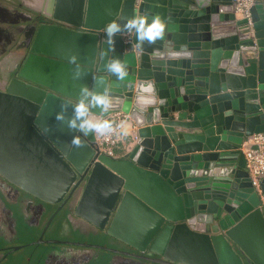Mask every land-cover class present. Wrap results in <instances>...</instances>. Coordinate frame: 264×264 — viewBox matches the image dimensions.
<instances>
[{"label": "water", "instance_id": "1", "mask_svg": "<svg viewBox=\"0 0 264 264\" xmlns=\"http://www.w3.org/2000/svg\"><path fill=\"white\" fill-rule=\"evenodd\" d=\"M254 1L251 29L232 0H44L30 15L12 10L27 23L9 21L0 175L47 203L76 189L78 219L161 264H264V211L241 149L264 127V0ZM142 14L166 21L162 38L131 33L125 43L122 31L109 43L108 22ZM113 59L125 63L124 79L106 70ZM84 87L110 101L89 119L129 114L135 140L121 156L98 152L93 133L71 143L80 134L67 119ZM260 187L264 196V175Z\"/></svg>", "mask_w": 264, "mask_h": 264}, {"label": "flooded vegetation", "instance_id": "2", "mask_svg": "<svg viewBox=\"0 0 264 264\" xmlns=\"http://www.w3.org/2000/svg\"><path fill=\"white\" fill-rule=\"evenodd\" d=\"M43 8L44 0H0V89L14 77L15 55L10 50L15 26L9 21L18 20L19 28L27 23L12 10L30 15ZM20 45L24 49L23 40ZM68 193L57 202L47 203L0 175V264H161L152 260L158 255L137 252L78 219L72 206L77 190L66 199ZM89 234L102 236L104 241L88 240ZM95 245L112 246L132 254Z\"/></svg>", "mask_w": 264, "mask_h": 264}, {"label": "clouds", "instance_id": "3", "mask_svg": "<svg viewBox=\"0 0 264 264\" xmlns=\"http://www.w3.org/2000/svg\"><path fill=\"white\" fill-rule=\"evenodd\" d=\"M167 28L166 21L158 14L140 16L133 15L121 21H110L104 27V33L109 43L112 42L116 34L122 31L134 33L139 41L154 42L164 35ZM74 59V58H73ZM106 70L112 73L117 79H124L128 74L125 63L120 59H113L111 63L106 64ZM81 97L78 102L72 105V115L67 119V127L75 130L80 135H75L71 143L80 146L81 136H88L90 133H100L101 135L112 130V122L109 120L93 121L88 118L92 107H100L107 110L110 106L109 99L102 94L95 93L84 87L81 89ZM58 120H63V114L57 113Z\"/></svg>", "mask_w": 264, "mask_h": 264}, {"label": "built area", "instance_id": "4", "mask_svg": "<svg viewBox=\"0 0 264 264\" xmlns=\"http://www.w3.org/2000/svg\"><path fill=\"white\" fill-rule=\"evenodd\" d=\"M254 0H232L233 13L236 17L246 20L249 28H252L251 9ZM121 38L123 42L130 41V33L122 32ZM109 120L112 122V130L103 135L93 133L94 145L98 152L110 156H121L128 151L135 140L134 131L130 132L125 126L133 125L129 114L115 109L109 111L105 116L98 118L100 120ZM122 145L123 153L117 154L116 149ZM241 149L245 157V167L250 178L251 185L260 199V207L264 211V196L260 187L261 178L264 175V127L260 132L253 133L246 137Z\"/></svg>", "mask_w": 264, "mask_h": 264}, {"label": "rangeland", "instance_id": "5", "mask_svg": "<svg viewBox=\"0 0 264 264\" xmlns=\"http://www.w3.org/2000/svg\"><path fill=\"white\" fill-rule=\"evenodd\" d=\"M55 233H57V232H55ZM87 237H88V240H92V241H95V242L104 241L103 240L104 237L96 235V234H89ZM73 250H78L79 252L82 251V249H73Z\"/></svg>", "mask_w": 264, "mask_h": 264}, {"label": "crops", "instance_id": "6", "mask_svg": "<svg viewBox=\"0 0 264 264\" xmlns=\"http://www.w3.org/2000/svg\"><path fill=\"white\" fill-rule=\"evenodd\" d=\"M125 127H126L127 129H129L130 132H133V131H134V128H133L132 125L130 126L129 124H126ZM116 152H117V154H120V155H121V153H123V151H122V145H120V147L116 149Z\"/></svg>", "mask_w": 264, "mask_h": 264}]
</instances>
